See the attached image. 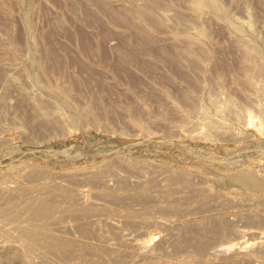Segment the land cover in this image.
Segmentation results:
<instances>
[{
    "label": "rangeland",
    "instance_id": "obj_1",
    "mask_svg": "<svg viewBox=\"0 0 264 264\" xmlns=\"http://www.w3.org/2000/svg\"><path fill=\"white\" fill-rule=\"evenodd\" d=\"M246 175L264 181V0H0V264H134L139 221L157 261L264 264L216 253L264 232Z\"/></svg>",
    "mask_w": 264,
    "mask_h": 264
},
{
    "label": "bare ground",
    "instance_id": "obj_2",
    "mask_svg": "<svg viewBox=\"0 0 264 264\" xmlns=\"http://www.w3.org/2000/svg\"><path fill=\"white\" fill-rule=\"evenodd\" d=\"M179 173V172H178ZM179 176V175H178ZM192 176V175H191ZM178 178V177H177ZM180 178V177H179ZM178 178V179H179ZM185 178V177H184ZM181 179V178H180ZM188 179V178H187ZM0 180H2V178L0 179ZM184 180H186V179H184ZM182 181H183V179H182ZM238 181L240 182V183H250V184H252V185H254V186H262V185H264V181H263V183L260 185V183H256L255 182V179L252 177V176H250V175H246V176H242V177H239L238 178ZM4 187V186H3ZM79 190V189H78ZM76 191V192H72L71 194V196H73V197H79L80 198V193L81 192H79V191ZM81 191V190H80ZM200 191H202L204 194H206V200L208 199V201H215V200H219V198L220 199H222V201H223V199H225L226 201L228 200V199H226V198H224V196H221V195H217V194H213V192L212 191H214V190H211V188L210 187H203ZM199 192V191H198ZM215 192V191H214ZM70 198V197H69ZM208 201H205L204 200V202H202V205H204L203 203H205V205L206 204H208L209 202ZM220 202V201H219ZM252 202V201H251ZM221 203H223V202H221ZM220 203V204H221ZM224 203H225V201H224ZM227 203V202H226ZM232 203V202H231ZM237 203H239V202H237ZM236 203V204H237ZM241 203V202H240ZM239 203V206H242L243 204H240ZM248 203V202H247ZM210 204V203H209ZM201 205V206H202ZM238 205V204H237ZM247 205L248 204H244V206L245 207H247ZM258 205V204H257ZM200 206V207H201ZM243 206V207H244ZM249 206H250V204H249ZM248 206V207H249ZM83 207L84 206H82L81 207V209H83ZM85 208V207H84ZM96 208V207H95ZM80 209V208H79ZM66 210H67V208H66ZM84 210V209H83ZM85 210H86V208H85ZM97 210V209H96ZM95 210V211H96ZM193 210V209H192ZM250 210V209H249ZM256 210V209H255ZM259 210V209H258ZM46 211H47V209H46V205L45 206H41L39 209H37L36 211H35V216H37V217H40V218H43V217H45L46 216ZM64 211H65V209H64ZM71 211V210H70ZM92 211V210H91ZM94 211V210H93ZM257 211V210H256ZM193 212V211H192ZM226 212V211H225ZM249 212V211H248ZM253 212H255V211H253ZM0 213H1V215L2 216H6L7 215V213H9L7 210H4V209H2V210H0ZM210 215V214H209ZM212 215V214H211ZM188 216V215H187ZM252 216V215H251ZM259 216H261V215H259ZM193 218V217H192ZM196 218V217H195ZM202 218V217H201ZM233 218V217H232ZM243 218V217H242ZM188 219V218H187ZM204 219H205V217H204ZM228 219H231V218H229L228 216H224V217H222V218H218L217 220H216V224H220V225H222V223H228ZM241 219V218H240ZM155 220V219H154ZM189 220H190V218H189ZM196 220H197V218H196ZM119 221V220H118ZM182 221V220H181ZM227 221V222H226ZM261 221H264V215L262 214V216H261ZM123 222V221H122ZM124 222H125V220H124ZM123 222V223H124ZM140 222V221H139ZM138 222V224H136V228H134V230L136 231V233L138 234V235H140V242L139 243H133V244H131L130 243V246H127V248H129L130 249V247H132V248H134V249H136L137 250V252L136 253H138V260H137V258H136V260H135V262H134V264H200V260H199V262L198 263H196V262H193V261H191V260H189V261H184L183 263H179V261L177 262H168V261H157L156 260V254L157 253H155V248H156V250L157 251H159L160 250V248H161V246L163 245V243H165V241L163 242V241H161V242H163L162 243V245H160V244H158V246L160 245V248H157V247H154L153 246V248H149L147 251L146 250H144V251H140V250H142L143 248H146V247H148V245H152V243L153 242H156L157 240H160V235H161V232H155V230H147L146 229V225L148 224V222H144V221H142V222H140L139 223ZM150 222V221H149ZM117 223V222H116ZM115 222L114 223H107L106 225L107 226H109L112 230H114L115 231V229L117 230V229H119L118 227V223L116 224ZM121 223V222H120ZM150 223H152V222H150ZM154 223V222H153ZM152 223V224H153ZM169 223V222H168ZM190 223H199L198 221H193V220H191L190 221ZM203 223V222H202ZM202 223H199V224H202ZM232 223V222H231ZM122 224V223H121ZM151 224V225H152ZM155 225V224H154ZM156 225H158V226H160L162 229L161 230H163V228H165V229H168V228H170V227H168V225H166V223H164V222H162L161 220L160 221H157L156 222ZM186 224H181V223H174L173 224V227H175L176 229H180L179 230V232L181 233V228H184V226H185ZM190 225V224H189ZM193 225H195V224H193ZM134 226H135V224H134ZM149 226V225H148ZM170 226V225H169ZM187 226V225H186ZM199 226V225H198ZM204 226V225H203ZM152 227V226H151ZM168 227V228H167ZM189 227V226H188ZM187 227V228H188ZM197 227V226H196ZM205 227V226H204ZM175 228L173 229L172 227H171V229H173L174 230V232H175ZM186 228V227H185ZM231 228V227H230ZM121 229V228H120ZM233 229H235V230H233V234H234V236L236 237V238H239V239H242L243 237H245V236H247V235H251L252 234V232L251 231H247L246 229H237V228H233ZM169 230V229H168ZM168 230H165V231H168ZM184 230V229H183ZM182 230V231H183ZM185 230H187V229H185ZM38 230H31V229H28V228H25V229H22L18 234H16L15 235V238L16 239H25V240H28V241H30L32 244H35V245H40V244H49V243H52V242H55V239L53 238H51V237H47L44 233H39V232H37ZM157 231V230H156ZM117 232H118V230H117ZM176 232H177V230H176ZM231 232H232V229H231ZM119 233V232H118ZM178 233V232H177ZM177 233H176V235H177ZM179 233V234H180ZM186 233H187V231H186ZM121 234V233H120ZM181 234H183V233H181ZM181 234L179 235L180 237H181ZM174 235V234H173ZM184 235V234H183ZM256 235V237H257V241H255V243H252V244H249V242H247V241H238L237 243H235V244H232L231 246H221V247H219V249H216V253H218L217 254V256H219V255H221V256H219V258H221L223 255H225L226 254V249H232V248H236L235 250L237 251V252H235V255H238V257L241 255L240 254V252H242L243 251V249L245 248L246 249V247L247 246H257V249H261V247L263 248L264 246H263V244H264V232H258V233H256L255 234ZM186 236V235H185ZM123 237V236H122ZM143 238V239H142ZM181 238H183V237H181ZM121 239V238H120ZM175 239V238H174ZM178 239V240H177ZM179 237H177L176 238V240L173 242V244H174V248L175 249H179L181 252L183 251L182 250V247H181V245L179 244L180 242H178L179 241ZM185 239V238H184ZM184 239H182V240H184ZM54 240V241H53ZM122 240H123V238H122ZM125 240V239H124ZM56 242L58 243L59 242V244H62V245H67V246H69L70 248H67V249H65V253H69V252H72V251H75L76 249V247H78V248H80V242H78V241H75V240H57L56 239ZM119 242H121V241H119ZM124 242H126V240L125 241H123V243L122 244H124ZM138 242V241H137ZM161 242H159V243H161ZM128 245H129V243L128 242H126ZM84 243H82V245H83ZM117 244V243H116ZM115 244V245H116ZM119 244V243H118ZM117 244V245H118ZM121 243H120V247H121V245H122ZM182 244V243H181ZM85 245V244H84ZM115 245H112V246H114V247H112V246H108V247H105V249H106V251H108V252H112L113 254H121V253H119V251L120 252H122L121 250H116L117 248L115 247ZM157 245V244H156ZM179 245H180V247H179ZM107 246V245H106ZM124 246V245H123ZM85 247V246H84ZM118 247H119V245H118ZM119 247V248H120ZM81 248H83V247H81ZM86 248V247H85ZM84 248V249H85ZM88 248V247H87ZM87 248H86V250H87ZM123 248H125V247H123ZM132 248L130 249V250H132ZM184 248V247H183ZM129 249H127V251H129ZM159 249V250H158ZM255 249V248H254ZM94 249H89V251H93ZM123 250V249H122ZM126 250V249H125ZM124 250V251H125ZM213 250V249H212ZM215 250V249H214ZM213 250V251H214ZM234 250V249H233ZM126 251V252H127ZM135 251V250H134ZM146 251V252H145ZM156 251V252H157ZM212 251V252H213ZM256 251V249L255 250H253V252H255ZM262 251V250H261ZM263 251H264V249H263ZM118 252V253H117ZM131 252V251H130ZM177 252H179V251H177ZM224 252H225V254H224ZM133 253H135V252H133L132 251V254ZM216 253H215V255H216ZM233 253V252H232ZM243 253V252H242ZM180 254V253H179ZM183 254V253H182ZM234 254V253H233ZM240 254V255H239ZM232 256V254L230 255V256H227L226 255V257H224V258H228V257H231ZM135 257H136V255H135ZM233 257H234V255H233ZM232 257V258H233ZM116 258H118V255H116ZM223 258V257H222ZM223 258V259H224ZM217 259V258H216ZM215 259V260H216ZM231 259V258H230ZM132 260H134V259H132ZM203 261V260H202ZM202 261H201V263H202ZM219 260H217V262H218ZM230 261V260H229ZM95 262L96 261H94L93 262V260H92V264H95ZM131 262V261H130ZM235 262V261H234ZM87 263H89L88 261H87ZM86 263V261H84L83 263H76V262H74V263H71V264H87ZM133 263V262H132ZM204 263V262H203ZM202 263V264H203ZM89 264H91V262L89 263ZM96 264H98V263H96ZM99 264H101L100 262H99ZM103 264V263H102ZM129 264H131V263H129Z\"/></svg>",
    "mask_w": 264,
    "mask_h": 264
}]
</instances>
